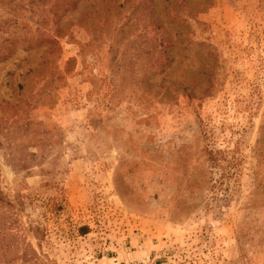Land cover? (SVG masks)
I'll use <instances>...</instances> for the list:
<instances>
[{"label":"rangeland","instance_id":"374dc122","mask_svg":"<svg viewBox=\"0 0 264 264\" xmlns=\"http://www.w3.org/2000/svg\"><path fill=\"white\" fill-rule=\"evenodd\" d=\"M139 1L0 0V264H264V0H152L170 67Z\"/></svg>","mask_w":264,"mask_h":264},{"label":"trees","instance_id":"16d2710c","mask_svg":"<svg viewBox=\"0 0 264 264\" xmlns=\"http://www.w3.org/2000/svg\"><path fill=\"white\" fill-rule=\"evenodd\" d=\"M127 1L129 2L130 0H126L125 1L126 3L119 5L118 8L119 9L125 8L127 6ZM149 1L151 2V4L144 6L143 9H144V12L146 13L147 9L151 8L153 14L150 15V18L145 19L144 23L153 26V30L155 32V38H153V40L147 41L145 46L142 43H140L138 46H134V48L145 53L148 56L152 55L153 50L160 48L161 49L160 55H159L160 58L161 57L163 58V56L166 57L165 61L167 62V64H169V67H170L172 65L173 61H175L174 57L171 54V51L176 48V44L172 43V36H167L164 34L163 29L166 27L164 25V23H165V18L167 16L170 17L172 20L176 19V17L179 15L180 10L182 9V7H177V5L173 6V4H175L173 2L168 4V7H166V9H165L166 17L162 19L161 17H157L156 15H154L156 13V10L154 11V8H153L155 4H153L152 0H149ZM143 2H144V0H140L135 5L134 11H132V6L130 7L131 13L129 16H127L128 21L130 20L131 16L133 14H135L136 11H138L140 9V5H144ZM118 8H115V6L113 4L104 0V6L101 7L99 10H96L93 12V13H96V15L100 16L98 19L95 18L94 22H95V24L97 23V25H98L97 28H100L101 32H104L107 29V27L111 26V24H112L111 19L113 17V15H112L113 10L115 11V16L120 14ZM171 9L174 12L173 14L171 13ZM191 10L192 9H190V12H192ZM122 17H124V15ZM136 21H138V20H136ZM127 22H125V23H127ZM135 24H137V23H135ZM169 29L171 30V28H169ZM122 33H124V34H122ZM126 33L127 32H124L123 30L118 32L119 38L116 39V41L117 40L121 41V39H124L126 37ZM148 46H151L152 49L149 48ZM140 48H141V50H140ZM136 57H139L138 53H136ZM163 67L164 66L162 65V68ZM148 78H150V77H148Z\"/></svg>","mask_w":264,"mask_h":264},{"label":"crops","instance_id":"0c3cea01","mask_svg":"<svg viewBox=\"0 0 264 264\" xmlns=\"http://www.w3.org/2000/svg\"><path fill=\"white\" fill-rule=\"evenodd\" d=\"M143 257V259L149 256H129L128 254L118 257H106V262L110 264H136L135 260Z\"/></svg>","mask_w":264,"mask_h":264},{"label":"built area","instance_id":"2783aa9c","mask_svg":"<svg viewBox=\"0 0 264 264\" xmlns=\"http://www.w3.org/2000/svg\"><path fill=\"white\" fill-rule=\"evenodd\" d=\"M148 264H159V263H157V262H153V263H148Z\"/></svg>","mask_w":264,"mask_h":264}]
</instances>
